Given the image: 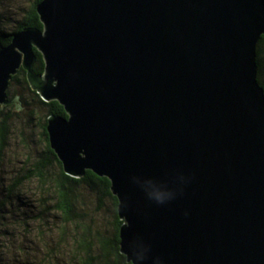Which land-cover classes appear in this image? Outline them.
I'll list each match as a JSON object with an SVG mask.
<instances>
[{"label": "water", "instance_id": "water-1", "mask_svg": "<svg viewBox=\"0 0 264 264\" xmlns=\"http://www.w3.org/2000/svg\"><path fill=\"white\" fill-rule=\"evenodd\" d=\"M38 13L43 31L0 44V107L21 68L64 106L51 147L69 176L111 181L127 262L264 264V0H43Z\"/></svg>", "mask_w": 264, "mask_h": 264}, {"label": "trees", "instance_id": "trees-1", "mask_svg": "<svg viewBox=\"0 0 264 264\" xmlns=\"http://www.w3.org/2000/svg\"><path fill=\"white\" fill-rule=\"evenodd\" d=\"M42 1L32 0L14 31L5 30L0 23L1 45H10L14 35L25 29L44 30L38 13V5ZM34 50L37 57L34 71L44 76V57L38 49ZM257 64L258 81L264 89V35L257 47ZM15 81L21 87L17 94L12 92ZM8 96L11 104L6 107L7 111L0 113V167L8 146L11 125L16 121L22 122L25 114L28 123L34 127L33 138L40 137L42 149H36L37 156L30 167L18 174L6 188L0 200V230L5 231L10 226L3 227L7 214L14 211L15 200L23 193V188L33 184L36 193L32 191L31 194L35 201V212L32 211L24 219L33 226L37 225V240L32 244L38 247L36 256L43 255V264H131L121 252L120 230L125 221L119 216V200L112 191L111 181L92 171H87L80 178L69 176L51 147L48 119L52 115L68 118L64 106L56 100L45 102L38 91L32 88L23 68L12 77ZM18 103L20 106L17 111ZM27 222L20 225L25 232L29 227ZM8 232L13 236L0 233L1 246L5 248L18 243V235L9 229ZM25 234L28 235V232ZM46 238L51 242L48 243ZM20 245L22 248L18 246L16 252L19 256L26 255L22 251L30 249L29 244L23 241ZM0 254H3L1 250ZM27 255L28 258L33 256L31 252Z\"/></svg>", "mask_w": 264, "mask_h": 264}, {"label": "rangeland", "instance_id": "rangeland-1", "mask_svg": "<svg viewBox=\"0 0 264 264\" xmlns=\"http://www.w3.org/2000/svg\"><path fill=\"white\" fill-rule=\"evenodd\" d=\"M31 2L32 0H0V23L2 24V27H4V29L8 31H14L24 12L29 9V5L31 4ZM20 88L21 87H19V85L15 81L12 86L13 94H17ZM8 105L1 106L0 113L7 111L6 107ZM19 106L20 103H18L17 111ZM33 128L34 127L30 125V123H28L27 114H25L22 122L16 121L11 125L8 146L4 153V160L2 161L0 167V200L3 195H5V190L10 185L12 180L16 178L18 174H21L22 172H24V170L28 169L32 163V160L36 159V149L38 147L40 150L42 149V142L40 140V137H36L35 139L33 138ZM32 191L36 193L33 184H28L25 188H23V193H20L19 197L15 200L16 202L14 211H10L13 215H11V213H8V218L4 220L3 227H5L4 225L10 226H7V228H5V231L0 230V233L9 234V229L11 233L13 232L14 235H18V243L10 244L11 247L9 246V248H5L4 246H1L0 241V250L1 253H3L0 254V261H2L1 264H26L27 262H32L31 264H43V255L41 256L40 254L37 257L36 253L38 251V247L32 244V242H35L37 240V225L33 226L31 225V223L27 222V219H24L28 218L29 214H32V211L35 212V201L34 198H32ZM15 214H18V216L16 215V217ZM23 222H27L29 224L26 232L20 226ZM13 229L15 231H13ZM16 231H18L19 233L17 234ZM27 232L28 235L25 234ZM8 236L10 237L13 235L9 234ZM23 241H26L29 244L30 249L26 251L23 250L22 252L27 254L28 252H31L33 256H31L30 258L27 257V254H20L19 256V253L16 252V248L18 246L19 249L22 248L20 244ZM46 241L48 243L51 242V240L49 239H47Z\"/></svg>", "mask_w": 264, "mask_h": 264}]
</instances>
